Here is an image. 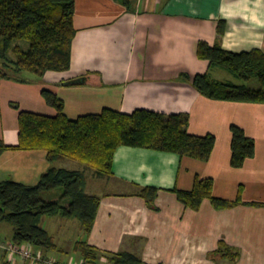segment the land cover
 Wrapping results in <instances>:
<instances>
[{"label": "crops", "instance_id": "crops-1", "mask_svg": "<svg viewBox=\"0 0 264 264\" xmlns=\"http://www.w3.org/2000/svg\"><path fill=\"white\" fill-rule=\"evenodd\" d=\"M221 20L226 21L222 35ZM74 23L70 69L48 70L36 82L0 78V137L8 144L19 141L20 110L13 102L56 114L42 94L45 86L63 98L70 118L107 107L188 113L189 132L216 136L208 160L121 145L111 175L98 176L73 159L57 161L58 167L86 170L87 192L101 196L92 231L87 235L75 224V235L80 232V239L103 252H133L148 264H264V103L211 98L180 78L183 72L209 73L236 81L228 71L231 76L214 74L220 67L198 56L197 43L220 38L231 51L264 52V0H76ZM82 76L86 82L63 84ZM233 124L256 141L255 155L242 167L231 163ZM49 166L43 149L6 150L0 155V180L36 184ZM197 177H212L216 196L241 195L244 202L217 209L206 198L198 210L186 207L173 189L190 190ZM142 186L158 188L157 209L137 194ZM70 219L56 220L68 230ZM6 229L0 224V239L9 237ZM64 236L66 231L60 240L53 235L61 254L69 256L80 239L67 242ZM222 240L240 250L236 262L211 256ZM0 260L7 264L4 252Z\"/></svg>", "mask_w": 264, "mask_h": 264}, {"label": "trees", "instance_id": "trees-1", "mask_svg": "<svg viewBox=\"0 0 264 264\" xmlns=\"http://www.w3.org/2000/svg\"><path fill=\"white\" fill-rule=\"evenodd\" d=\"M125 4L129 0H124ZM76 0H0V78L20 82L29 80L24 72L44 77L48 70L65 71L71 68L72 47L77 33L74 23ZM219 34L226 30L221 20ZM221 39L210 44L201 40L196 51L212 67H220L235 78L244 81L256 78L259 85L234 80H218L209 73L191 76L183 72L180 78L191 81L204 95L223 100L264 103V52L259 48L235 52L225 49ZM47 103L56 109L55 115L21 109L19 112V141L8 144L0 137V155L11 149L46 151L49 168L36 184L13 179L0 180V223L13 226L11 240L29 242L42 247L47 253L57 249L53 235L42 226V218L63 216L80 221L85 234L95 224L101 196L87 192V171L58 167L55 163L73 159L91 168L98 176L111 175L115 151L121 145L149 147L177 152L201 160H208L215 147L216 136L192 134L188 130V113H171L137 108L130 113L104 108L99 113H88L70 118L65 112V102L55 91L43 87ZM232 158L235 167H242L256 153V141L245 129L231 125ZM57 197H45L46 192L59 189ZM178 199L189 208L200 209L208 198L217 209L230 208L244 201L214 194L212 177H197L190 190L174 188ZM55 194V193H52ZM141 195L148 206L157 209L158 188L142 186ZM74 250L84 259V264H148L137 254L120 250L103 252L86 239L77 240ZM211 256L236 262L240 250L221 241ZM105 262H101L104 261ZM161 264V263H160Z\"/></svg>", "mask_w": 264, "mask_h": 264}, {"label": "rangeland", "instance_id": "rangeland-1", "mask_svg": "<svg viewBox=\"0 0 264 264\" xmlns=\"http://www.w3.org/2000/svg\"><path fill=\"white\" fill-rule=\"evenodd\" d=\"M217 73L218 74L219 73H224L225 75H230L227 71H225L223 69H220V68H215L214 74H217ZM23 76H25L29 80V82L43 81V78H44V77L38 76V75H36L35 73H32V72H24ZM236 81L247 82L248 84L254 85V86H258L259 85V80L256 79V78H252L251 80H247V81H244L242 79H237L236 78ZM87 170H89L91 172L93 171L91 168H88V167H87ZM59 190H60V188L56 189V190H53V192H46L44 196L48 197V198L57 197V196H59L58 195V191ZM52 193H55V194H52ZM44 217L45 218L42 219V225L45 228H48L50 230V232L57 238V240L61 239L62 233L64 231H66V236H64V238L66 239L67 242H69L68 240L72 241V240H75V238L76 239H80L82 237L80 232L77 234V236L75 235L76 234L75 224L81 226V223H80V221L78 219H76V218H72V220L70 219V221H72V222L69 224V227L67 226V228H68V230H67L65 227L61 228V225L56 220L57 218L61 219L62 216H59V215H57V216L46 215ZM0 224L5 225V227H7L8 230L6 229V231H5L6 234L9 236V237H7V239H11L13 226L10 223H8V222H1ZM0 240H6V238L5 239H0ZM71 252H72V255L77 258V260L80 259L81 255L78 252H76L75 250H73ZM1 253L3 254V251L0 249V257L2 256ZM49 254L57 256V258L59 260H66V261L70 260V256H72V255L66 256V255L61 254V251L59 250V248L49 251ZM101 262H105V260L101 261ZM0 264H2V260H0ZM107 264H109V263H107Z\"/></svg>", "mask_w": 264, "mask_h": 264}, {"label": "built area", "instance_id": "built-area-1", "mask_svg": "<svg viewBox=\"0 0 264 264\" xmlns=\"http://www.w3.org/2000/svg\"><path fill=\"white\" fill-rule=\"evenodd\" d=\"M0 249L4 252L7 264H84V259L71 256L70 260H59L42 247L29 242L16 243L11 239L0 240Z\"/></svg>", "mask_w": 264, "mask_h": 264}, {"label": "water", "instance_id": "water-1", "mask_svg": "<svg viewBox=\"0 0 264 264\" xmlns=\"http://www.w3.org/2000/svg\"><path fill=\"white\" fill-rule=\"evenodd\" d=\"M87 79H88V77H86V76L77 77V78H74V79H70V80L64 81L63 84L64 85H70V84L83 83V82H86Z\"/></svg>", "mask_w": 264, "mask_h": 264}]
</instances>
